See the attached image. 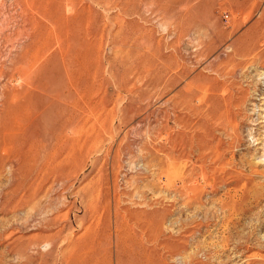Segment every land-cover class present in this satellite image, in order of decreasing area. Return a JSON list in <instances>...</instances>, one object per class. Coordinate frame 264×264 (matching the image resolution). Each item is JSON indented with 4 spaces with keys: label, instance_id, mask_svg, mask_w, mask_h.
<instances>
[{
    "label": "rangeland",
    "instance_id": "obj_1",
    "mask_svg": "<svg viewBox=\"0 0 264 264\" xmlns=\"http://www.w3.org/2000/svg\"><path fill=\"white\" fill-rule=\"evenodd\" d=\"M216 76L245 97L211 173L165 98ZM0 264H264V0H0Z\"/></svg>",
    "mask_w": 264,
    "mask_h": 264
},
{
    "label": "bare ground",
    "instance_id": "obj_2",
    "mask_svg": "<svg viewBox=\"0 0 264 264\" xmlns=\"http://www.w3.org/2000/svg\"><path fill=\"white\" fill-rule=\"evenodd\" d=\"M238 51L239 50H237L236 52ZM232 52H233V49H232ZM244 52L245 51H243V53ZM229 54L227 55V57L230 56ZM231 57L232 56H230V58ZM230 58L228 57V61H230L229 60ZM233 61H236V60H233ZM233 61H230V63ZM163 69H161V71ZM214 69L215 68H213V70ZM157 73H159V71ZM223 74L224 72L217 71L218 76L219 75L221 76ZM218 76H216L215 79H212V78L210 80L206 79L207 82H203V81L199 82L197 80L190 82L186 84L184 89H182L183 91L179 93L180 95L177 96L175 94L176 96L174 97L173 96L174 94H173V95L166 96L165 98L169 106L183 108V111H185L187 114L193 115L197 118L194 122H190V121H187L186 119L184 120L183 118L179 117L177 113H175L173 117L176 123H179L181 127L182 126L188 127L192 131L191 136L189 137L180 136L179 140L182 141L186 145H190L191 148H193L194 150L198 152L199 156L210 159V164L207 166V168L210 169L211 173L216 171V169L218 170V168H220L219 169L220 171L225 172V169L223 167L218 166V164L222 161L223 152L221 151L222 143L220 142V140H217L215 132L222 131L227 137L230 138V140L236 136L237 124H235V120H236V117L238 118V115L242 109V104H243L244 97H245L243 93L234 94L230 91V88L231 89L233 88L232 85L234 82L227 83L226 81H224L225 79L223 80H221L220 78L218 79ZM169 77L171 78L172 76L170 75ZM158 79H160L159 76H157L156 85H157V88H160V83ZM157 133H159V129ZM163 135H164V141H166L167 145H169V151L167 153H170L176 141L175 139L171 137V135L167 134L166 132H164ZM155 150L157 151V153H159L158 151H160L161 148L159 147V149L156 148ZM155 160H156L155 162L156 170L155 171H157L156 173L158 175L157 185L159 187H161L162 185L164 187L171 186V183L173 181L170 178V173L179 172L177 163L170 156H167V155L166 157H161L159 156V154H157ZM198 166L201 171V178L205 180L207 184L211 185L215 179V175L214 176L210 175L209 177H205L202 173V171L204 170L203 163L199 164ZM185 181H186L185 179H182L181 181L182 187L180 189V194H183L187 199H189V201H196L198 199L197 195L202 192V188L197 187L196 185H185Z\"/></svg>",
    "mask_w": 264,
    "mask_h": 264
}]
</instances>
